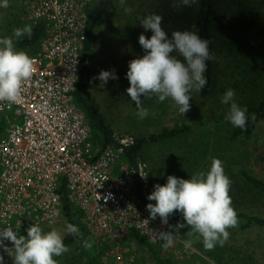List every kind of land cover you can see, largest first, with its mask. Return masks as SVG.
I'll list each match as a JSON object with an SVG mask.
<instances>
[{"label":"rangeland","instance_id":"rangeland-1","mask_svg":"<svg viewBox=\"0 0 264 264\" xmlns=\"http://www.w3.org/2000/svg\"><path fill=\"white\" fill-rule=\"evenodd\" d=\"M97 0H85L84 12L92 9ZM239 0H217V9L223 14L213 20L211 26L212 41L215 49V86L206 97L193 93L190 110L181 115L178 107L171 99L163 103L156 97L145 96L142 105L150 115L139 119L137 108L126 93L129 82L126 79L129 61L142 56L144 50L138 43L140 34L151 36L139 24L140 19L150 13L163 17L162 26L171 35L174 30L189 29L193 26L198 4L191 7H178L174 0H127L125 11L113 0L115 9L101 18L93 29L91 38L90 65L92 83L89 87L90 100L103 114L106 124L120 138L127 140L146 137L163 128L187 124L190 131L177 139L166 140L145 146L139 153L144 166L145 184L142 189L143 205L155 203L147 196L153 191L154 185H163L167 176L173 175L188 179L200 171H207L212 158L223 161L225 173L232 183L230 196L237 214L264 218V194L253 189L241 177L245 171L264 181V119L251 131L249 136H232L235 127L227 121L228 105L220 102L222 94L232 88L236 92V100L244 106H254L261 99L264 89V10L262 15L253 19L254 26L247 32V40L254 39L255 46L248 53L249 61L242 62L241 55L233 50L232 14ZM249 6L253 1L243 0ZM264 5V0H262ZM31 0H9L8 8H0V36H10L13 29L31 25L29 11ZM258 8V6H257ZM264 9V6H263ZM232 11V13H231ZM262 11V10H261ZM228 12V13H227ZM225 13V17L223 18ZM242 36L235 35V40L244 41ZM15 39V38H14ZM30 40L25 36L16 40L17 48L33 53L36 45L26 43ZM115 70L117 80H109L104 88L99 87L96 79L101 70ZM154 113V115L152 114ZM176 226L175 241L168 247L164 242L154 244L160 255L169 264H264V229L259 226H248L241 229L244 222L238 218L235 228L228 229L229 239L223 246L208 251L203 248L198 235L190 236L192 229L186 225L179 212H173ZM73 224L79 227L81 237H74L66 243L69 251L57 257L58 264H155L147 247L131 237L126 236L119 245L112 248L102 245L90 238L81 216L75 214ZM67 219L62 210L50 223L40 225L45 231L52 228L61 232L64 238ZM7 223L0 221V229ZM23 225H18L16 232L22 235ZM193 240L191 248H185L183 241ZM85 241L91 242L87 247ZM0 247V256L4 264H13L14 251L10 241H4ZM118 247V248H117Z\"/></svg>","mask_w":264,"mask_h":264},{"label":"built area","instance_id":"built-area-1","mask_svg":"<svg viewBox=\"0 0 264 264\" xmlns=\"http://www.w3.org/2000/svg\"><path fill=\"white\" fill-rule=\"evenodd\" d=\"M84 7L85 0H31L30 23L43 31L22 98L0 105L7 121L0 139V221L14 230L50 223L61 211L64 187L94 241L112 248L135 231L154 243L160 233H175V219L149 218L133 170L114 146L93 143L73 99L86 39Z\"/></svg>","mask_w":264,"mask_h":264},{"label":"clouds","instance_id":"clouds-1","mask_svg":"<svg viewBox=\"0 0 264 264\" xmlns=\"http://www.w3.org/2000/svg\"><path fill=\"white\" fill-rule=\"evenodd\" d=\"M174 3L178 7H191L199 0H174ZM118 4L130 11L126 7L127 0H118ZM8 7L9 0H0V8ZM139 24L152 34L147 38L144 34L139 35L138 43L144 54L129 61L126 72L129 86L125 91L135 103L137 117L143 120L150 115L142 105V98L153 95L160 103L171 99L181 115L187 113L193 93H200L207 84V62L215 59L209 41L199 35L194 25L189 29L174 30L169 35L162 26L163 17L157 13L143 16ZM32 31V25H24L13 29L10 36H0V105L10 107L19 102L24 83L34 74L33 58L19 50L16 44L20 38H30ZM118 78L114 69L101 70L96 77L101 88L109 80ZM220 102L229 106L226 119L235 128L246 130L249 120L255 119L254 115H249L247 106L238 103L232 88L222 94ZM231 183L223 161L215 157L207 171L197 172L188 179L169 175L165 184L154 185L147 196L149 201H155L146 205L149 218L159 217L162 224H167L169 216L179 212L192 229L188 234L198 235L205 250L223 246L229 239L228 229L238 224V214L229 194ZM183 227L185 224H178L176 230ZM66 230L75 237L82 236L77 225L68 223ZM159 236L165 247L175 241L172 231ZM5 240L13 245V264H58L55 258L69 251L60 231L55 228L45 231L39 224L28 226L24 235H19L11 226L2 228L0 247H5ZM85 244L92 247L91 242L85 241ZM183 246L191 248L193 240L183 241ZM0 264H4L2 256Z\"/></svg>","mask_w":264,"mask_h":264},{"label":"trees","instance_id":"trees-1","mask_svg":"<svg viewBox=\"0 0 264 264\" xmlns=\"http://www.w3.org/2000/svg\"><path fill=\"white\" fill-rule=\"evenodd\" d=\"M216 4L217 0H199L198 10L193 24L196 29H198L199 35L209 41V49L214 56L215 49L212 41L211 26L214 19L223 15L217 9ZM263 6L264 5L262 0L253 1L249 4V6L246 5L245 1L239 0L237 2L236 10L231 15L233 18L232 28H235L233 31L234 36L236 35L237 39H239V36H242L241 38L244 39V41H239L237 39L235 40L233 36L232 38L235 42L231 45L237 55H241V60L242 62L246 63V65L249 61L248 53H250L253 47L255 46L253 38H250L249 40L245 38L247 37L246 33L250 32L249 30H252L254 26L253 19H256L262 15V12L264 10ZM114 9L115 5L113 3V0H97L94 7L87 11L86 39L83 47V56L79 78L76 83V88L73 92V99L77 107L80 108V110L85 115L86 121L90 128L91 139L93 143L100 147H106L108 145H111L114 146L120 152L127 165L133 170L134 188L136 189L138 195L142 199H144V196L142 194V187L145 183V174L144 166L139 157L140 151L149 144L180 138L190 131V127L187 124L174 125L168 128H163L158 132L151 133L146 137L143 136L123 141L122 138L117 136L112 131V129L106 124L103 114L91 102L89 87L93 80L90 65L92 33L93 29L96 27L101 18L105 16L108 12L113 11ZM223 18H226L225 13ZM32 29V36L30 37V40L26 42L30 43V46L36 44L38 45L42 38L43 31V28L40 25L32 27ZM261 41L264 44V38H262ZM214 64L215 59L207 62V71L205 73L207 78V84L205 85L204 89L200 92L201 97L208 96L213 91V88L215 86ZM247 108L249 115H254L255 119L249 120L248 124L246 125V130L235 128L233 130L232 136H249L251 131L264 119V89L259 102L256 105L248 106ZM6 127L7 121L5 114H0V139L4 137ZM140 175L144 177H141ZM241 177L253 189L264 194V181L255 176L249 175L245 171L241 172ZM61 192V210L65 218L67 219V224H73L75 214L78 213V215H80V213L71 207V204L67 199V194L65 192L64 187L61 188ZM238 218H240L244 222V224H241L240 226L241 229H244L251 225L259 226L264 229V218L262 217L246 216L239 214ZM21 234H26V230H23ZM131 237L147 247L155 264H169L160 255V252L156 249L155 245L149 243L138 232L131 231ZM73 239V235L68 234L64 238V243L66 244L69 241H72ZM55 259H57V257Z\"/></svg>","mask_w":264,"mask_h":264}]
</instances>
